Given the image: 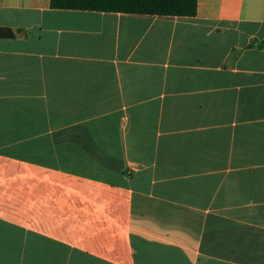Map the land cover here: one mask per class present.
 <instances>
[{"label": "crops", "instance_id": "0c3cea01", "mask_svg": "<svg viewBox=\"0 0 264 264\" xmlns=\"http://www.w3.org/2000/svg\"><path fill=\"white\" fill-rule=\"evenodd\" d=\"M0 28V264H264V0Z\"/></svg>", "mask_w": 264, "mask_h": 264}, {"label": "trees", "instance_id": "16d2710c", "mask_svg": "<svg viewBox=\"0 0 264 264\" xmlns=\"http://www.w3.org/2000/svg\"><path fill=\"white\" fill-rule=\"evenodd\" d=\"M52 9L116 12L150 16L194 17L197 0H50ZM13 32L0 28V38Z\"/></svg>", "mask_w": 264, "mask_h": 264}]
</instances>
